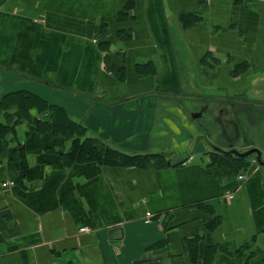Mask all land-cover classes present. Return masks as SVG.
<instances>
[{
    "label": "crops",
    "instance_id": "obj_1",
    "mask_svg": "<svg viewBox=\"0 0 264 264\" xmlns=\"http://www.w3.org/2000/svg\"><path fill=\"white\" fill-rule=\"evenodd\" d=\"M15 91L87 127L0 115V264H264V164L211 148L249 115L264 151V0H0V98ZM199 103L203 150L165 153ZM90 136L136 161L89 159Z\"/></svg>",
    "mask_w": 264,
    "mask_h": 264
},
{
    "label": "trees",
    "instance_id": "obj_2",
    "mask_svg": "<svg viewBox=\"0 0 264 264\" xmlns=\"http://www.w3.org/2000/svg\"><path fill=\"white\" fill-rule=\"evenodd\" d=\"M26 94L27 93L23 94L19 91L18 92L15 91V92H11L9 94L1 96L0 115L2 114L3 111H6L8 112L10 117H12L13 113L10 112V110H12L14 107H17L19 108V110L23 112V113H19L22 116L20 121L27 119L29 122L32 121L34 123L33 125L37 126L38 128L49 127V128L55 129L58 127H67V126H72V125H74L75 127H81V128L87 127L82 122L81 123L76 122L72 120L71 118L67 120L65 117H63V115L67 114L68 111L65 109L64 106L60 104H56V103H50V102H45L42 104L40 103L39 106H37V108H40L38 109L39 113L37 115H33L32 110H31V108L33 107V102L31 101V99H29V96ZM8 108L10 110H7ZM44 115H47V117H44ZM10 129H11V125L9 123L0 120V152H2V150L5 147V143L7 142V136L10 132ZM78 141L81 142L82 148L84 146H87V144L91 143L90 144L91 148L90 146H88L90 150H87L89 159L96 160L99 162L110 163V162H117L118 160L136 161L135 159L138 156V155H130L116 147H113L112 145L105 143L99 137L90 136V137H86L84 140H78ZM212 145H215L225 150L238 149L234 144L222 146L221 144L212 142ZM252 147H254L253 144L249 143L247 145V149H250ZM242 151H245V150H242ZM219 153H222V152H219ZM224 155H233V154H224ZM145 157H147L146 159L149 161L150 159H153V157L155 156L152 154L151 156L146 155ZM235 157L239 158L237 156ZM239 159H242V158H239ZM243 160L249 163L251 162L249 157L243 158L242 161ZM249 163H247L246 165L249 166L250 165Z\"/></svg>",
    "mask_w": 264,
    "mask_h": 264
},
{
    "label": "rangeland",
    "instance_id": "obj_3",
    "mask_svg": "<svg viewBox=\"0 0 264 264\" xmlns=\"http://www.w3.org/2000/svg\"><path fill=\"white\" fill-rule=\"evenodd\" d=\"M226 101H228V100H226ZM169 104L170 103L168 102L167 105H169ZM202 104L203 103H199L198 105L197 104L189 105V107L186 109L187 111H185L188 114V118L185 119V120L171 119L172 121H178V122H176V123H178V127L177 128L179 129V131L181 130L180 136L177 138L179 145H178V147L176 149L178 151L172 150L174 147L173 148L168 147L169 150L165 151V153H167V154L176 153V154H178L181 157L180 160L186 161L187 160L186 157L190 156L191 153L192 154H197V153H199V152H201L203 150L202 149L203 147H201V145H203L204 143H207L206 139H208L207 137L203 136V134H205L207 132V129H205L203 126H204V123L208 122L207 121L208 116H204V118L195 119V120L190 118V113H193V112H196V111L202 112V110L206 106V105H204V107H203ZM225 105H226V103H218L216 106H215V103L214 104H210L209 105V109H208L207 112L210 115H212L211 117H213V115H216L217 111L219 109H222V107H224ZM227 105H228V103H227ZM37 106H39L38 103H33V107L31 108L33 115H37L39 113L38 109H40V108H37ZM7 110H10V109L8 108ZM237 110H238V113H240V114H243V115L248 114V113L245 112L246 110L248 112L247 107L245 109L244 107L239 106V107H237ZM10 112L13 113V115L11 117L12 121L14 119H16L15 118L16 114L23 113L17 107H14L12 110H10ZM44 117H47V115H44ZM215 118L213 117V119H215ZM209 120H212V118L209 119ZM226 120L228 122L231 119L230 118H226ZM255 121H256L255 119L250 118V116L248 115L247 120H243L244 124H242V127H241V130H243L241 136H233V137H231L228 134H226V144L225 145L234 144L235 146L239 147L238 149H240L241 151L242 150H248L247 147L245 149L241 148V147L245 146V145H248L251 141L253 143H255V141L253 140V136L250 135V138H252L250 140L248 138V134H247L248 132H249V134L250 133L252 134V132H253L255 139H257V136L255 135L256 130H257V124H255L256 123ZM233 122H234V120H233ZM19 123H20L19 126H22V125L23 126H25V125L33 126V124H34L32 121L29 122L27 119H25V120H23V121H21ZM210 124H213V123H210ZM211 126L214 127V125H211ZM211 126H210V128H213ZM217 129H218L217 127L214 128L215 132L217 131ZM228 129L232 130L231 128H228ZM173 138H176L175 134H173V135L170 134V137H169L170 142H171V140ZM258 143L259 144H263L264 140L263 141H259ZM211 148H213V147L211 146ZM167 154H164V155H167ZM170 158H173V156H171ZM250 171H251V166H249L247 169H244L243 172L239 174L238 179L243 181L245 179V176L248 175V173Z\"/></svg>",
    "mask_w": 264,
    "mask_h": 264
},
{
    "label": "water",
    "instance_id": "obj_4",
    "mask_svg": "<svg viewBox=\"0 0 264 264\" xmlns=\"http://www.w3.org/2000/svg\"><path fill=\"white\" fill-rule=\"evenodd\" d=\"M213 148L219 152H222L224 154H233L239 158H246V157H249V156H254L256 155L257 156V161L259 164H264V160H263V150H261L260 148L254 146L248 150H245V151H240L238 149H230V150H225V149H222L220 147H217L215 145H213Z\"/></svg>",
    "mask_w": 264,
    "mask_h": 264
},
{
    "label": "built area",
    "instance_id": "obj_5",
    "mask_svg": "<svg viewBox=\"0 0 264 264\" xmlns=\"http://www.w3.org/2000/svg\"><path fill=\"white\" fill-rule=\"evenodd\" d=\"M245 177H246V176H245ZM240 178H241V177H240ZM243 178H244V177H243ZM241 179H242V178H241ZM228 197L232 198V197H233V195H231V194H230ZM147 221H148V220H147Z\"/></svg>",
    "mask_w": 264,
    "mask_h": 264
},
{
    "label": "flooded vegetation",
    "instance_id": "obj_6",
    "mask_svg": "<svg viewBox=\"0 0 264 264\" xmlns=\"http://www.w3.org/2000/svg\"><path fill=\"white\" fill-rule=\"evenodd\" d=\"M250 157H251V156H250ZM255 157H256V156H255ZM254 159H255L256 162H258V161H257V158H254Z\"/></svg>",
    "mask_w": 264,
    "mask_h": 264
}]
</instances>
